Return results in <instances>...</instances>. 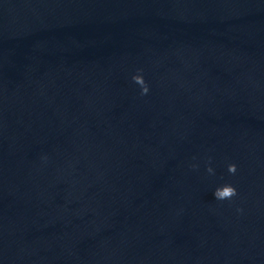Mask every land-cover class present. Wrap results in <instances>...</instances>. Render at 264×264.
<instances>
[{"label": "water", "instance_id": "1", "mask_svg": "<svg viewBox=\"0 0 264 264\" xmlns=\"http://www.w3.org/2000/svg\"><path fill=\"white\" fill-rule=\"evenodd\" d=\"M0 264H264V0H0Z\"/></svg>", "mask_w": 264, "mask_h": 264}, {"label": "clouds", "instance_id": "2", "mask_svg": "<svg viewBox=\"0 0 264 264\" xmlns=\"http://www.w3.org/2000/svg\"><path fill=\"white\" fill-rule=\"evenodd\" d=\"M133 81L141 86V94L145 95L148 93L149 88L146 82L144 81V78L142 75H135L133 76ZM236 165L235 164H229L228 165V171L229 173L235 174L236 172ZM209 172H212V169H208ZM214 198L218 200H230L232 197L237 195V190L234 186L231 184L223 185V192L220 191V187H218L214 193Z\"/></svg>", "mask_w": 264, "mask_h": 264}]
</instances>
